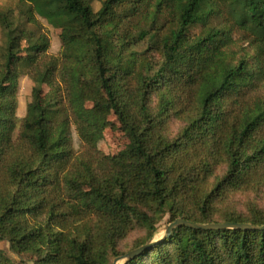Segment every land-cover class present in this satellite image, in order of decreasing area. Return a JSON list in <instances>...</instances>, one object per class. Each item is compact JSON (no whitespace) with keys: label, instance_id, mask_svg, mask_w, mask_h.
<instances>
[{"label":"trees","instance_id":"obj_1","mask_svg":"<svg viewBox=\"0 0 264 264\" xmlns=\"http://www.w3.org/2000/svg\"><path fill=\"white\" fill-rule=\"evenodd\" d=\"M92 1L0 9V241L33 264H111L167 215L255 228L177 225L123 264H264V211L231 204L264 189V66L249 20L231 23L217 0ZM245 3L264 29V0ZM38 18L59 30L57 54ZM22 75L32 87L18 118ZM111 116L127 139L115 155L98 149ZM136 226L146 237L122 251ZM0 264L20 263L0 250Z\"/></svg>","mask_w":264,"mask_h":264},{"label":"rangeland","instance_id":"obj_2","mask_svg":"<svg viewBox=\"0 0 264 264\" xmlns=\"http://www.w3.org/2000/svg\"><path fill=\"white\" fill-rule=\"evenodd\" d=\"M103 0H93L91 2L92 8L94 11H97L101 7ZM218 6L225 18H227L231 23H240L241 20H249L247 24V29L249 34L254 37L257 41L252 46V51L260 55L261 62L264 66V29L255 28L250 21V16L246 14V3L245 0H217ZM12 8L16 11V0H0V9ZM222 18H217L215 23L221 21ZM39 22L43 26L45 33L49 38V53L57 54L61 50V41L59 38V30L53 29L50 27L45 20L38 18ZM198 29H193V33H197ZM240 35V32H234V38ZM3 42V37L0 35V43ZM247 43H244L246 46ZM145 47L143 45L137 46L134 48L135 51L142 53ZM32 87L31 81L26 76H20L18 78V91H17V101L18 106L16 109V115L18 118H21L25 113L26 104L30 100V90ZM157 103V99L153 97L151 106ZM109 122L114 123L115 125H108L104 132L103 138L98 142V149L104 154L115 155L121 151L127 144V139L124 134L118 129V125L114 121V118L109 117ZM165 124L168 127L169 133L172 135L180 127V122H178L171 115L166 119ZM71 137L73 141V146L75 149L79 148V141L75 134L74 129H71ZM252 201L255 205L264 211V189L260 191L253 192V194L244 195V196H235L231 200V204L234 207V210L242 213L243 215L246 212V207L248 203ZM168 216L165 215L157 222L155 225V231L152 236V241L159 240L165 235V228L168 225ZM146 237V231L140 227L136 226L133 231H131L120 247L122 251L128 250L132 244L137 240H143ZM124 244L129 245L127 248L124 247ZM0 250H2L7 257L14 263L20 264H33L30 260L29 255H24L18 258L11 252L9 249V244L5 241H0ZM125 261H121L118 264H123Z\"/></svg>","mask_w":264,"mask_h":264},{"label":"water","instance_id":"obj_3","mask_svg":"<svg viewBox=\"0 0 264 264\" xmlns=\"http://www.w3.org/2000/svg\"><path fill=\"white\" fill-rule=\"evenodd\" d=\"M177 225H184V226H187L189 228L203 229V230L221 229V228H240V229H254L255 228V227H252L250 225H245V224H197V223L187 222V221L178 219L175 222L170 223L166 226L165 235L163 237L167 236L171 232V230ZM256 228L262 229V228H264V226L263 227H256ZM156 242H157V240L149 242V243L141 246L140 248L129 252L128 254H126L124 256L117 257V258L113 259L111 264H118L121 261L130 260V259L138 256L142 251L148 249L152 244H154Z\"/></svg>","mask_w":264,"mask_h":264},{"label":"crops","instance_id":"obj_4","mask_svg":"<svg viewBox=\"0 0 264 264\" xmlns=\"http://www.w3.org/2000/svg\"><path fill=\"white\" fill-rule=\"evenodd\" d=\"M17 106H18V101H17Z\"/></svg>","mask_w":264,"mask_h":264}]
</instances>
